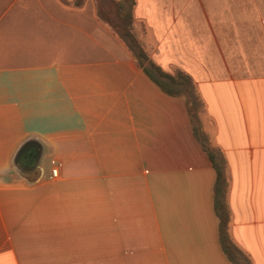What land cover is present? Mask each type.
Instances as JSON below:
<instances>
[{
	"label": "crops",
	"instance_id": "1",
	"mask_svg": "<svg viewBox=\"0 0 264 264\" xmlns=\"http://www.w3.org/2000/svg\"><path fill=\"white\" fill-rule=\"evenodd\" d=\"M133 15L150 59L195 83L230 234L264 264V0H135ZM29 139L40 158L24 171ZM215 181L186 96L150 77L95 0H0V264H235Z\"/></svg>",
	"mask_w": 264,
	"mask_h": 264
},
{
	"label": "trees",
	"instance_id": "2",
	"mask_svg": "<svg viewBox=\"0 0 264 264\" xmlns=\"http://www.w3.org/2000/svg\"><path fill=\"white\" fill-rule=\"evenodd\" d=\"M99 15L107 21L119 37L126 43L139 65L150 77L167 93L172 95L182 94L187 98L188 107L198 135L204 149L208 152L216 169L214 185V205L219 217V236L222 247L230 260L235 264H253L251 258L233 240L230 234V213L226 195L228 176L223 155L219 149L212 146L208 136L201 131L198 111L202 101L193 80L182 71L178 70L176 76L162 71L149 57L147 51L133 32L135 0H96ZM83 0H76L80 5Z\"/></svg>",
	"mask_w": 264,
	"mask_h": 264
},
{
	"label": "water",
	"instance_id": "3",
	"mask_svg": "<svg viewBox=\"0 0 264 264\" xmlns=\"http://www.w3.org/2000/svg\"><path fill=\"white\" fill-rule=\"evenodd\" d=\"M35 147L36 149L39 148L38 144L35 140L33 139H29L27 141H25L19 148V150L17 151L16 155H15V162L18 165V167H20L21 169H23L24 171H30L32 169H34L37 165H38V161L40 158V150L37 153L35 159L30 163L29 161L26 160V158H22L21 154L23 153V151L26 148L29 147Z\"/></svg>",
	"mask_w": 264,
	"mask_h": 264
},
{
	"label": "flooded vegetation",
	"instance_id": "4",
	"mask_svg": "<svg viewBox=\"0 0 264 264\" xmlns=\"http://www.w3.org/2000/svg\"><path fill=\"white\" fill-rule=\"evenodd\" d=\"M39 152V148H35L33 146L26 148L21 154L22 158H26L30 163L35 159L37 153Z\"/></svg>",
	"mask_w": 264,
	"mask_h": 264
},
{
	"label": "built area",
	"instance_id": "5",
	"mask_svg": "<svg viewBox=\"0 0 264 264\" xmlns=\"http://www.w3.org/2000/svg\"><path fill=\"white\" fill-rule=\"evenodd\" d=\"M51 164H52L51 176L57 177L59 174V169L62 166V162L56 159H52Z\"/></svg>",
	"mask_w": 264,
	"mask_h": 264
},
{
	"label": "rangeland",
	"instance_id": "6",
	"mask_svg": "<svg viewBox=\"0 0 264 264\" xmlns=\"http://www.w3.org/2000/svg\"><path fill=\"white\" fill-rule=\"evenodd\" d=\"M96 3H97V1H96ZM42 164H43L44 168H47V167H49L50 162H48L46 159H44Z\"/></svg>",
	"mask_w": 264,
	"mask_h": 264
}]
</instances>
